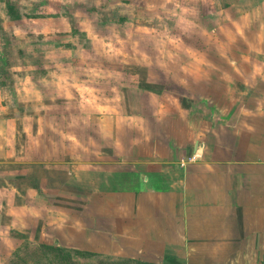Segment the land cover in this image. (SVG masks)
<instances>
[{
	"label": "crops",
	"instance_id": "obj_1",
	"mask_svg": "<svg viewBox=\"0 0 264 264\" xmlns=\"http://www.w3.org/2000/svg\"><path fill=\"white\" fill-rule=\"evenodd\" d=\"M72 67L31 76L17 94L0 80L4 246L33 235L155 264H251L264 253V70L243 76V94L191 98L152 88L150 66L97 80Z\"/></svg>",
	"mask_w": 264,
	"mask_h": 264
},
{
	"label": "rangeland",
	"instance_id": "obj_2",
	"mask_svg": "<svg viewBox=\"0 0 264 264\" xmlns=\"http://www.w3.org/2000/svg\"><path fill=\"white\" fill-rule=\"evenodd\" d=\"M228 1L235 2L233 11L221 15L226 0H0V80L17 94L31 76L52 79L57 66H73L65 72L80 80H97L115 66H150L152 88L159 91L218 97L227 87L243 94V76L264 70V0ZM178 66L187 70L179 73ZM139 75L143 80L147 72ZM173 75L181 77L180 86L171 84ZM238 119L230 123L241 129ZM2 244L0 264H135L84 258L67 248L62 261L51 250L44 254L47 244L33 235ZM263 256L257 247L251 264H264Z\"/></svg>",
	"mask_w": 264,
	"mask_h": 264
},
{
	"label": "trees",
	"instance_id": "obj_3",
	"mask_svg": "<svg viewBox=\"0 0 264 264\" xmlns=\"http://www.w3.org/2000/svg\"><path fill=\"white\" fill-rule=\"evenodd\" d=\"M8 8H9V11L14 15L15 20H20V15L18 14V11H17L16 7L13 4H9ZM42 248L44 250V254H48V250H51L52 253L56 252L57 253L56 255L60 254L62 256V261L68 260L67 256H69V255L64 253V249L59 247V246H53L52 245L50 247L48 245H42ZM66 252L74 253L75 255L82 256L84 258H90V257L94 258V255L82 253V252H79V251L68 250ZM54 257H57V256H54ZM121 261L132 262V263H135V264H155V263L141 262V261H135V260H121Z\"/></svg>",
	"mask_w": 264,
	"mask_h": 264
}]
</instances>
